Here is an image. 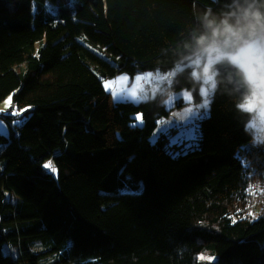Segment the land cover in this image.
<instances>
[{
  "label": "trees",
  "instance_id": "16d2710c",
  "mask_svg": "<svg viewBox=\"0 0 264 264\" xmlns=\"http://www.w3.org/2000/svg\"><path fill=\"white\" fill-rule=\"evenodd\" d=\"M67 4L0 0V103L11 95L17 113L0 115V264H264V204L248 209L264 202V135L253 132L264 123L243 106L259 89L227 57L205 69L215 48L258 39L264 0ZM157 70L164 79L140 102L103 86ZM210 75L199 144L169 147L166 132L151 141L168 93L199 101ZM127 181L143 186L125 191Z\"/></svg>",
  "mask_w": 264,
  "mask_h": 264
},
{
  "label": "rangeland",
  "instance_id": "374dc122",
  "mask_svg": "<svg viewBox=\"0 0 264 264\" xmlns=\"http://www.w3.org/2000/svg\"><path fill=\"white\" fill-rule=\"evenodd\" d=\"M81 40L93 48L96 52L103 55L101 50L97 49L95 46L90 45L84 38H81ZM38 48V44L36 45ZM216 49V53L213 54V52L208 53L206 56L205 61V69L209 67V65L218 60L221 57H227L229 60H231L234 64H238V66L242 67L244 71L246 72L247 78H249L251 81L256 82L259 86L262 85V108L257 110V116L260 118H264V83L260 81L257 68L259 70H262L264 68V42H261L259 39L251 40L247 45H244L240 49H238L236 52H225L221 51L218 48ZM114 63V62H113ZM94 72L101 77V74L94 70ZM154 77H146L141 76V74H137V76L133 78L130 77V75L126 72H119V74L105 78L103 80V86L105 90L111 93L112 99L114 101H121V100H130L133 102H140L152 95L155 94L154 89H156V86L153 84V80L157 78L158 80H163L164 75L166 73L161 72L157 70L156 72H149ZM172 73V72H171ZM163 75V78L162 76ZM141 76V78H140ZM195 76L198 77V74L195 73ZM138 77V78H137ZM167 78V77H166ZM133 79V80H132ZM203 79V85L199 89V93L202 96V99L199 101H196L195 96L193 95L192 91L187 88H182L179 90H174L168 93L167 98L165 99L166 107L170 110L169 114L167 116L161 117L157 120V126L155 130L153 131L150 140L155 141L158 136L161 133H164L162 129L167 128L169 138L170 136H174L176 134V129L172 130L173 128H176L177 125H188V121L191 120L192 124L188 125L189 127L194 126L195 128V134L193 139L186 140L185 143L186 149L190 145L191 142H194L196 145L199 144L198 141V134H199V120L208 116L210 110H209V98H208V92H209V83L213 82L212 75L205 77H202ZM209 80V81H207ZM207 82L208 85L206 84ZM105 85H112L111 88L105 87ZM149 88V89H147ZM133 93H135V97H133ZM11 100V95L7 96L1 103H0V115L3 113L8 112V107L10 104L8 101ZM182 100L183 105L178 106L176 103L177 101ZM252 99H248L243 106L244 107H250V104ZM253 109V107H252ZM187 111H192L196 115L193 116L191 113H188L185 115ZM2 119V118H0ZM4 121V120H3ZM5 123V122H4ZM253 123L250 122L249 126L253 128ZM254 130V128H253ZM255 132V131H254ZM8 133V127L7 132ZM44 165H50V168H46L49 171H53V163L51 159H47L43 163ZM132 181H127L123 186L122 189L125 191H138L141 189L140 185L143 184L142 181H139V185L136 187H133L131 185ZM261 191L255 189L254 196H257L260 194ZM253 196V197H254ZM264 202H262L259 198L256 200L254 204H249V211L251 210L253 214L256 213V210L258 207H262ZM9 245V244H8ZM5 246V252L6 249H8L9 252L12 254L16 253V249L12 246ZM31 248L35 251L43 250L42 245L39 241H36ZM199 259L202 261H215V256L210 255L208 252H203L199 255Z\"/></svg>",
  "mask_w": 264,
  "mask_h": 264
},
{
  "label": "snow or ice",
  "instance_id": "6c2138e0",
  "mask_svg": "<svg viewBox=\"0 0 264 264\" xmlns=\"http://www.w3.org/2000/svg\"><path fill=\"white\" fill-rule=\"evenodd\" d=\"M45 7H48L47 0H45ZM67 7H69V8L75 7L74 0H68ZM33 11H35V7H33ZM105 87L111 88L112 85H105ZM133 97H135V93H133ZM8 103L11 104V100H9ZM188 113H191L193 116L196 115L192 111H187L185 113V115H187ZM5 115L15 116V115H17V113L13 111V112L5 113ZM133 119L134 120H141L142 117L141 116H135V117H133ZM11 123L13 124V126H16L19 123H21V121L12 120ZM191 124H192V121L189 120L188 125H191ZM188 125H183V126L177 125L176 126V134L174 136H170V138H169V147H171L173 145L183 144L185 140L194 138L195 128H194V126L189 127ZM130 126H133V125H130ZM162 131L167 132L168 129L164 128V129H162ZM6 132H7V125L4 123L3 119H0V133H6ZM172 154L175 155V153H172ZM44 167L50 168V165H44ZM142 186L143 185L141 184L140 187L142 188Z\"/></svg>",
  "mask_w": 264,
  "mask_h": 264
},
{
  "label": "crops",
  "instance_id": "0c3cea01",
  "mask_svg": "<svg viewBox=\"0 0 264 264\" xmlns=\"http://www.w3.org/2000/svg\"><path fill=\"white\" fill-rule=\"evenodd\" d=\"M257 72H258V76H259V79H260V81L261 82H263L264 83V79H263V77H262V75H261V70H259L258 68H257ZM141 76H146V77H154L153 75H151L150 73H144V74H141ZM141 76H140V78H141ZM138 78V77H137ZM134 79V78H133ZM132 79V80H133ZM253 82V81H252ZM255 84H257L256 82H254ZM257 86H258V89H259V91H258V93L254 96V97H252L251 99H252V101H250L251 102V104H250V107H248L249 109H252V107H253V109L252 110H254L255 112H256V118L260 121V122H262V123H264V118H260V117H258L257 116V110H258V112H259V110L262 108V98H263V94H262V89H263V87H262V85H258L257 84ZM109 92V91H108ZM110 93V92H109ZM111 94V93H110Z\"/></svg>",
  "mask_w": 264,
  "mask_h": 264
},
{
  "label": "built area",
  "instance_id": "2783aa9c",
  "mask_svg": "<svg viewBox=\"0 0 264 264\" xmlns=\"http://www.w3.org/2000/svg\"><path fill=\"white\" fill-rule=\"evenodd\" d=\"M259 39V38H258ZM260 40V39H259ZM262 40H264V35H263V37H262ZM262 40H260L261 42H263ZM261 72H262V77H263V79H264V68L261 70ZM168 77V79H171L172 78V76L171 75H168L167 76ZM158 81H154V79H153V84L155 85V86H157L158 85ZM211 86H213V83H209V91L212 89V87ZM255 134H256V136L257 137H259V136H263L264 135V129L262 128V127H256L255 128Z\"/></svg>",
  "mask_w": 264,
  "mask_h": 264
},
{
  "label": "bare ground",
  "instance_id": "6f19581e",
  "mask_svg": "<svg viewBox=\"0 0 264 264\" xmlns=\"http://www.w3.org/2000/svg\"><path fill=\"white\" fill-rule=\"evenodd\" d=\"M263 35H264V27H262L261 29H259V30L257 31V36H258V38H259L260 40H262ZM262 41L264 42V40H262ZM236 65H238V64H236ZM214 87H215V86L212 87V89L208 92V94L212 93V91L214 90ZM252 131H253V130H252ZM253 132H254V131H253Z\"/></svg>",
  "mask_w": 264,
  "mask_h": 264
},
{
  "label": "clouds",
  "instance_id": "9594fccd",
  "mask_svg": "<svg viewBox=\"0 0 264 264\" xmlns=\"http://www.w3.org/2000/svg\"><path fill=\"white\" fill-rule=\"evenodd\" d=\"M229 31H230V29H229Z\"/></svg>",
  "mask_w": 264,
  "mask_h": 264
}]
</instances>
